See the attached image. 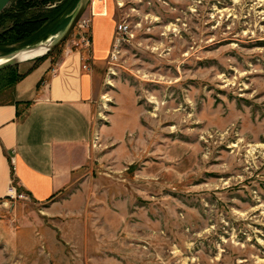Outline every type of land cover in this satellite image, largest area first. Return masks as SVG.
<instances>
[{"label":"rangeland","instance_id":"1","mask_svg":"<svg viewBox=\"0 0 264 264\" xmlns=\"http://www.w3.org/2000/svg\"><path fill=\"white\" fill-rule=\"evenodd\" d=\"M113 8L88 165L51 201L0 203V264H264V0ZM80 33L38 67L89 55Z\"/></svg>","mask_w":264,"mask_h":264},{"label":"crops","instance_id":"2","mask_svg":"<svg viewBox=\"0 0 264 264\" xmlns=\"http://www.w3.org/2000/svg\"><path fill=\"white\" fill-rule=\"evenodd\" d=\"M96 1L101 3L97 9ZM90 4L89 55L78 47L57 64L46 61L15 86L10 101L0 103V203L13 182L33 201H51L88 165L100 70L109 58L116 24L113 0Z\"/></svg>","mask_w":264,"mask_h":264},{"label":"trees","instance_id":"3","mask_svg":"<svg viewBox=\"0 0 264 264\" xmlns=\"http://www.w3.org/2000/svg\"><path fill=\"white\" fill-rule=\"evenodd\" d=\"M79 2L80 0H12L0 14V21L4 20L7 25L0 33V50L10 53L15 50L13 46L36 45L52 35L61 33L69 24L70 15ZM61 46L39 59L26 73L19 74L13 71V68L0 71V76H4L2 79L0 77V90L15 87L35 70L40 62L45 61L55 51L61 50Z\"/></svg>","mask_w":264,"mask_h":264},{"label":"water","instance_id":"4","mask_svg":"<svg viewBox=\"0 0 264 264\" xmlns=\"http://www.w3.org/2000/svg\"><path fill=\"white\" fill-rule=\"evenodd\" d=\"M11 1L12 0H0V14L9 6ZM90 2H91V0H80L76 9L70 15L71 20H70L69 24L67 25V27L58 35V37L56 38V41L49 45L47 52L44 55L40 56L39 58L45 57L51 51L55 50L57 47L62 45L70 37V35L72 34V32L75 30L76 26L78 25L79 21L81 20V18L86 13V11L90 5ZM32 47H34V46H32ZM32 47H30V48H32ZM26 49H29V48H26ZM26 49H24V50H26ZM21 51H23V50H21ZM21 51L16 52L15 55L13 54V56H10L6 60L2 61V63H0V71L8 69V68L15 66L16 64L20 63L16 59V55L18 53H20Z\"/></svg>","mask_w":264,"mask_h":264},{"label":"built area","instance_id":"5","mask_svg":"<svg viewBox=\"0 0 264 264\" xmlns=\"http://www.w3.org/2000/svg\"><path fill=\"white\" fill-rule=\"evenodd\" d=\"M91 23H92V19H82L78 24H79V28H80V35L83 37V39H85L86 41V45H90V29H91ZM128 29L129 27L125 24H121L118 26V29L116 31V41H120V38L125 35L126 33H128ZM114 48H115V44H114ZM111 55H114V52L111 53ZM84 69H87V66L84 65L83 67ZM14 183V182H13ZM11 184V186L9 187L8 190V198H12V199H23L25 198V195L20 193L17 190V187L14 184Z\"/></svg>","mask_w":264,"mask_h":264},{"label":"bare ground","instance_id":"6","mask_svg":"<svg viewBox=\"0 0 264 264\" xmlns=\"http://www.w3.org/2000/svg\"><path fill=\"white\" fill-rule=\"evenodd\" d=\"M50 44H51V41H48L47 43L40 42V43L36 44L34 47H32V48L23 50L20 53H18L16 55V59L19 62H23V61H26V60L37 59V58H39L40 56L44 55L47 52L48 47H49ZM0 63H2V60H0Z\"/></svg>","mask_w":264,"mask_h":264}]
</instances>
